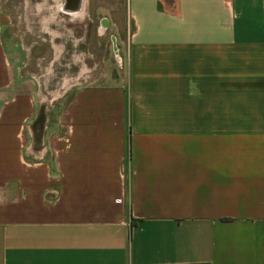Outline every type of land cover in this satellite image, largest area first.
<instances>
[{
	"label": "crops",
	"instance_id": "1",
	"mask_svg": "<svg viewBox=\"0 0 264 264\" xmlns=\"http://www.w3.org/2000/svg\"><path fill=\"white\" fill-rule=\"evenodd\" d=\"M124 12L125 79L77 85L35 147L0 0V264H264V0Z\"/></svg>",
	"mask_w": 264,
	"mask_h": 264
},
{
	"label": "rangeland",
	"instance_id": "2",
	"mask_svg": "<svg viewBox=\"0 0 264 264\" xmlns=\"http://www.w3.org/2000/svg\"><path fill=\"white\" fill-rule=\"evenodd\" d=\"M60 1L3 0L9 21L2 40L15 57L18 78L33 83V121L47 118L40 130L52 129L77 85L115 83L126 76L125 0H84L75 14L58 10ZM32 122L28 127L36 135L40 124Z\"/></svg>",
	"mask_w": 264,
	"mask_h": 264
},
{
	"label": "bare ground",
	"instance_id": "3",
	"mask_svg": "<svg viewBox=\"0 0 264 264\" xmlns=\"http://www.w3.org/2000/svg\"><path fill=\"white\" fill-rule=\"evenodd\" d=\"M62 1V2H61ZM60 6L58 7V10L65 12V13H73L75 14L76 11L78 13L79 10L83 7L84 0H61Z\"/></svg>",
	"mask_w": 264,
	"mask_h": 264
},
{
	"label": "trees",
	"instance_id": "4",
	"mask_svg": "<svg viewBox=\"0 0 264 264\" xmlns=\"http://www.w3.org/2000/svg\"><path fill=\"white\" fill-rule=\"evenodd\" d=\"M42 123H43V115L40 117V119L38 121H35V122L33 121V125H32L33 127L35 124H40L39 129L37 131H35L36 135H34V139H35L34 142H35L36 146H38V143H39V134L42 131V130H40L42 128Z\"/></svg>",
	"mask_w": 264,
	"mask_h": 264
},
{
	"label": "water",
	"instance_id": "5",
	"mask_svg": "<svg viewBox=\"0 0 264 264\" xmlns=\"http://www.w3.org/2000/svg\"><path fill=\"white\" fill-rule=\"evenodd\" d=\"M103 23H104V21H103ZM111 39H112V41H113V37H111ZM112 44H113V43H112ZM112 46H113V49H114V48H115V45L113 44Z\"/></svg>",
	"mask_w": 264,
	"mask_h": 264
},
{
	"label": "flooded vegetation",
	"instance_id": "6",
	"mask_svg": "<svg viewBox=\"0 0 264 264\" xmlns=\"http://www.w3.org/2000/svg\"><path fill=\"white\" fill-rule=\"evenodd\" d=\"M100 29H103L102 26L100 27Z\"/></svg>",
	"mask_w": 264,
	"mask_h": 264
}]
</instances>
